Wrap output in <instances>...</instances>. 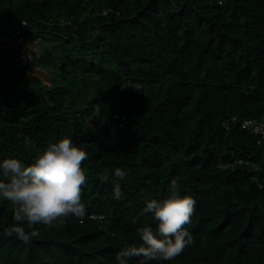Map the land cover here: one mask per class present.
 <instances>
[{"label": "trees", "instance_id": "trees-1", "mask_svg": "<svg viewBox=\"0 0 264 264\" xmlns=\"http://www.w3.org/2000/svg\"><path fill=\"white\" fill-rule=\"evenodd\" d=\"M5 20L52 46L22 65L0 44V158L72 136L87 211L24 242L0 199V264H116L172 180L196 200L193 242L160 264H264V138L240 124L264 116V0H0Z\"/></svg>", "mask_w": 264, "mask_h": 264}, {"label": "clouds", "instance_id": "clouds-1", "mask_svg": "<svg viewBox=\"0 0 264 264\" xmlns=\"http://www.w3.org/2000/svg\"><path fill=\"white\" fill-rule=\"evenodd\" d=\"M87 158L83 145L70 135L48 143L28 164L14 156L0 158V199L15 206L13 223L5 231L29 242L38 235L36 225H51L69 216L83 218L87 210L81 193L87 177L82 162ZM112 175L117 178L113 198L125 199L119 181L127 176L126 170L116 168ZM100 179L106 182L109 176L105 173ZM195 204V198L182 194L177 181L172 180L163 199L146 200L133 217L134 224L150 217L155 227L146 224L138 228L139 245L125 244L116 254V264H132L133 258L136 264H160L180 255L193 242L186 225L191 223Z\"/></svg>", "mask_w": 264, "mask_h": 264}, {"label": "built area", "instance_id": "built-area-1", "mask_svg": "<svg viewBox=\"0 0 264 264\" xmlns=\"http://www.w3.org/2000/svg\"><path fill=\"white\" fill-rule=\"evenodd\" d=\"M27 22H10L5 20L0 26V44L16 53V59L22 64H30L36 55V46L40 37L29 38L25 34ZM233 120H236L234 117ZM241 128L264 138V116L261 118H247L241 121Z\"/></svg>", "mask_w": 264, "mask_h": 264}, {"label": "rangeland", "instance_id": "rangeland-1", "mask_svg": "<svg viewBox=\"0 0 264 264\" xmlns=\"http://www.w3.org/2000/svg\"><path fill=\"white\" fill-rule=\"evenodd\" d=\"M47 40L48 39L45 37L43 40H40L36 46V51H37L36 53L38 56V61L43 55V48L52 46L51 43L47 42ZM34 72L40 75L43 78V80L46 82H49L51 79L50 72L47 69L40 67L38 64L35 65Z\"/></svg>", "mask_w": 264, "mask_h": 264}]
</instances>
